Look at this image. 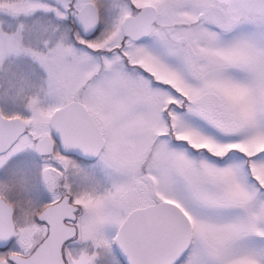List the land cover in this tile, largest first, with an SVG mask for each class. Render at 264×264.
<instances>
[{
  "label": "snow or ice",
  "instance_id": "obj_1",
  "mask_svg": "<svg viewBox=\"0 0 264 264\" xmlns=\"http://www.w3.org/2000/svg\"><path fill=\"white\" fill-rule=\"evenodd\" d=\"M51 6L91 75L41 172L59 153L93 190L0 213V264H264V0Z\"/></svg>",
  "mask_w": 264,
  "mask_h": 264
},
{
  "label": "rangeland",
  "instance_id": "obj_2",
  "mask_svg": "<svg viewBox=\"0 0 264 264\" xmlns=\"http://www.w3.org/2000/svg\"><path fill=\"white\" fill-rule=\"evenodd\" d=\"M89 2L104 11L106 0ZM54 13L51 0H0V109L5 118L21 117L27 124L25 135L0 157V171L5 172L0 177V196L18 209L21 205L36 209L44 193L90 194L93 190L81 179L93 169L55 153L49 163H61L62 171L45 167L41 172L42 162L48 158L34 152L36 141L50 134L52 114L77 97L82 100L91 75L73 63L68 32L58 23L63 17L57 14L53 18ZM102 18L101 22L104 13ZM21 161L31 164L30 178L20 172ZM48 171L53 176L49 182L44 179ZM22 215L17 213L16 218L22 221Z\"/></svg>",
  "mask_w": 264,
  "mask_h": 264
},
{
  "label": "water",
  "instance_id": "obj_3",
  "mask_svg": "<svg viewBox=\"0 0 264 264\" xmlns=\"http://www.w3.org/2000/svg\"><path fill=\"white\" fill-rule=\"evenodd\" d=\"M69 105V104H68ZM68 105L57 110L51 117V129L55 130L56 125L59 124L62 128H70L75 131H80V113L78 111L69 110ZM81 110L87 109L81 104ZM26 132V124L21 118L7 119L0 110V155L8 152L14 144L21 138ZM65 151H77L79 150L85 158L90 156L89 153L84 152L78 148V145L64 142ZM54 148V142L51 135H47L36 143L35 151L40 156H47L52 152ZM46 180L51 179V175H45ZM7 212L13 216V209L8 205L5 200H0V213Z\"/></svg>",
  "mask_w": 264,
  "mask_h": 264
},
{
  "label": "flooded vegetation",
  "instance_id": "obj_4",
  "mask_svg": "<svg viewBox=\"0 0 264 264\" xmlns=\"http://www.w3.org/2000/svg\"><path fill=\"white\" fill-rule=\"evenodd\" d=\"M98 12H99V14H100V21H102V14L104 13V11H103V9H101V8H98ZM55 147V146H54ZM62 159H64V160H69V161H75V162H77V163H80V164H82V165H85V164H83V163H81V162H79V161H76V160H71V159H69L68 157H66V156H61L59 153H57ZM6 155V154H5ZM54 155V154H53ZM4 156V155H3ZM1 157V156H0ZM46 158H48V157H46ZM48 170H54L53 168H51V167H49L48 168ZM49 172V171H48ZM50 173V172H49ZM52 178H53V176H52ZM52 180V179H51ZM0 199H3V200H5V202L8 204V205H10L11 207H12V209H13V216H14V218H16V216H17V213H19V214H23L22 215V221H24V220H27L28 218H30V214L32 213V212H34L35 211V209H33V208H31V207H28V208H26V207H24V205H21V207L18 209L17 208V206H15L14 205V203L13 202H9L8 200H7V198H5V197H2V196H0ZM25 202H21V204H24ZM17 219V218H16Z\"/></svg>",
  "mask_w": 264,
  "mask_h": 264
}]
</instances>
